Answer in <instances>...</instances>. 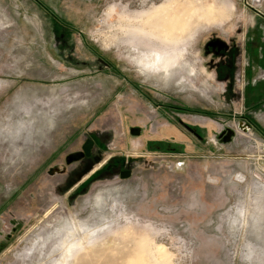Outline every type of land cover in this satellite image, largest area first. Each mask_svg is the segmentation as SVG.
Masks as SVG:
<instances>
[{
	"label": "rangeland",
	"instance_id": "374dc122",
	"mask_svg": "<svg viewBox=\"0 0 264 264\" xmlns=\"http://www.w3.org/2000/svg\"><path fill=\"white\" fill-rule=\"evenodd\" d=\"M249 54L264 0H0V264H264Z\"/></svg>",
	"mask_w": 264,
	"mask_h": 264
},
{
	"label": "flooded vegetation",
	"instance_id": "af4514ba",
	"mask_svg": "<svg viewBox=\"0 0 264 264\" xmlns=\"http://www.w3.org/2000/svg\"><path fill=\"white\" fill-rule=\"evenodd\" d=\"M259 2L260 1H262V0H258ZM258 59H260V56H258ZM261 59H263L264 60V55L263 56H261ZM260 59V60H261ZM260 76L262 77V76H264V71H262L261 72V74H260ZM256 80H258V79H256ZM262 83H257L256 85H255V87L256 88H254V90H253V93H252V96H256V97H258L259 96V93H261L260 92V85H261ZM252 98L251 100H253V102H257V101H262L263 103H264V97L262 96V97H260L259 99L258 98ZM207 118L205 117V118H201V119H195L196 121H198V122H200V123H202L200 126H194V125H189V124H187V129L191 132V133H193L194 135H195V137L194 136H192L193 138V140H196L197 138L198 139H203V140H205V141H207V139L208 140H210V138H213V135H212V133H213V131H214V129H215V127H214V120L211 118L210 119V121L208 120H206ZM243 121H244V123L246 124V123H249L250 125H251V128H250V130H252V124H251V122L248 120V119H242ZM199 123V124H200ZM176 125V124H175ZM132 127V126H131ZM131 127H130V131H131ZM142 132H143V127H141V132H140V134L139 135H141L142 134ZM166 134H168V135H170L171 134V136H172V134L173 135H175V137L172 139L173 140V142L174 141H176V144H179L180 143V146H182L183 148L186 146V144L183 142V139H182V141L180 140V137H179V135L176 133V132H174V129L173 128H171L170 129V132L169 131H167V130H165L164 131ZM215 135H216V137H215V139L217 138V140H221V141H224L223 140V136L225 135V134H223V136H220V132L218 131H216L215 132ZM169 137V136H168ZM197 137V138H196ZM152 138V137H151ZM170 139V138H169ZM150 140H153V142H155L157 139H156V137L155 138H152V139H150ZM94 141H95V143H94V146H93V149H94V147L95 146H97L98 144H100V143H97V141L94 139ZM148 141H149V139H148ZM148 141H147V143H148ZM152 141H150L149 143H151ZM157 142H159V141H157ZM161 142V141H160ZM172 142V141H171ZM209 142H212V144H213V140H210ZM167 143L169 144L170 142L169 141H167ZM100 145H102V144H100ZM94 154V150L92 151V154L91 155H93ZM90 155V156H91ZM113 165V164H115V165H117V163L116 162H111V163H109V165L108 166H111V165ZM121 169H124L123 167H121Z\"/></svg>",
	"mask_w": 264,
	"mask_h": 264
},
{
	"label": "water",
	"instance_id": "95a60500",
	"mask_svg": "<svg viewBox=\"0 0 264 264\" xmlns=\"http://www.w3.org/2000/svg\"><path fill=\"white\" fill-rule=\"evenodd\" d=\"M239 125L240 126H243L244 129H248V128H251V125L249 123H244L243 120H240L239 121ZM131 132L133 134H140L141 132V127L140 126H132L131 127ZM223 134H225L223 136ZM235 134V130L231 127H228V128H224L220 131V136H223V140L224 141H230L231 140V136ZM94 139L92 137H88L85 139L83 145H82V151L79 153L80 155L82 156H90L91 155V152H92V149H93V146H94ZM77 155H69L68 157V161L71 162L74 158H76ZM120 172V176L122 178H127L129 176H131L132 174V170L130 168H124V169H120L119 170Z\"/></svg>",
	"mask_w": 264,
	"mask_h": 264
},
{
	"label": "crops",
	"instance_id": "0c3cea01",
	"mask_svg": "<svg viewBox=\"0 0 264 264\" xmlns=\"http://www.w3.org/2000/svg\"><path fill=\"white\" fill-rule=\"evenodd\" d=\"M257 56V58H258V56L259 55H256ZM254 56L252 55V54H249V56H248V58L246 57V62H245V67H246V64H248V65H250V66H247L246 68H245V70L246 69H248V72H247V70L245 71V76H246V78L247 77H250V80H249V86H248V91H249V95H250V99H254L256 96H252V93H253V90H254V88H255V85L257 84V83H259L257 80H252V75L257 71V70H260V72H262V71H264V60L263 59H259L258 60V62H257V59H256V61L254 62L253 60H254ZM258 63V64H257ZM257 78V77H256ZM262 84L260 85L261 87V89H260V92L261 93H259V96L258 97H256V98H260V97H264V81L263 82H261ZM215 123V122H214ZM215 127V126H214ZM253 128V127H252ZM253 130V129H252ZM251 130V131H252ZM218 132V131H217ZM216 137V135H215V133H214V136H213V138H210V140H213V144H214V142H215V138ZM209 140V141H210ZM192 141H197V140H193L192 139ZM183 142L186 144V146H187V144H188V140L187 139H183ZM185 146V147H186Z\"/></svg>",
	"mask_w": 264,
	"mask_h": 264
},
{
	"label": "bare ground",
	"instance_id": "6f19581e",
	"mask_svg": "<svg viewBox=\"0 0 264 264\" xmlns=\"http://www.w3.org/2000/svg\"><path fill=\"white\" fill-rule=\"evenodd\" d=\"M257 1H258V0H257ZM58 104H59V103H58ZM61 105H62V104H61ZM59 106H60V105H59ZM39 107H40V106H39ZM54 113H55V112H54ZM59 113H60V112H59ZM52 114H53V113H52ZM229 127H230V126H229ZM232 127H233V125H232ZM232 127H231V128H232ZM225 128H228V127H225ZM233 129H235V131H236L238 134L240 133V134L245 135V136H247V135L249 134V132L251 133L250 128L247 129L248 131H247L246 129L240 128V129L243 130V131H241V130L239 131L238 127L235 125V126L233 127ZM234 135H235V134H234ZM233 137H234V136L232 135V136H231V140L233 139ZM236 139H237V138H236ZM231 140H230V141H231ZM92 151H93V149H92ZM91 154H92V152H91ZM244 177H245V175H243V174H239V178H240V179H242V178H244ZM259 184H260V183H259ZM260 185H261V184H260ZM262 186H263V185H262ZM63 249H65V251L68 252V251H70L71 246H70V245H69V246H66V245H65ZM66 258H67V257H63V258L61 259V261H62V262H65Z\"/></svg>",
	"mask_w": 264,
	"mask_h": 264
}]
</instances>
